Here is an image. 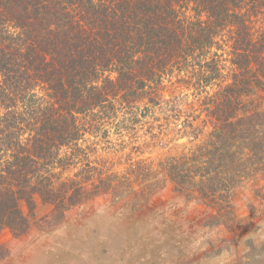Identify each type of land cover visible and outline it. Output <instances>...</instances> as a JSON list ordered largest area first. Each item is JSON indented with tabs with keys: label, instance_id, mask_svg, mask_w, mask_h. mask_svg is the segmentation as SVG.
<instances>
[{
	"label": "trees",
	"instance_id": "obj_1",
	"mask_svg": "<svg viewBox=\"0 0 264 264\" xmlns=\"http://www.w3.org/2000/svg\"><path fill=\"white\" fill-rule=\"evenodd\" d=\"M136 124L188 145L121 175L110 130ZM132 174L212 219L264 176V0H0V234L29 231L36 197L60 220L138 197Z\"/></svg>",
	"mask_w": 264,
	"mask_h": 264
},
{
	"label": "rangeland",
	"instance_id": "obj_2",
	"mask_svg": "<svg viewBox=\"0 0 264 264\" xmlns=\"http://www.w3.org/2000/svg\"><path fill=\"white\" fill-rule=\"evenodd\" d=\"M169 95L165 93L166 98ZM182 111L184 119L192 113L187 106ZM124 130L111 129L109 135L112 143H122L123 149L110 155L121 175L138 162L154 167L161 158L182 151L189 141L176 140L171 131L154 138L146 125ZM98 148L97 155H106ZM138 177L132 174L125 188L142 190L140 196L132 189L119 198L102 196L71 209L61 220L53 206L36 197L29 231L21 237L7 229L0 234V244L9 251L0 264H136L140 260L199 264L198 260L222 252L240 264H264V176L236 189L232 213L219 219H212L216 213L210 209L175 193L167 178L150 191L155 182L147 185Z\"/></svg>",
	"mask_w": 264,
	"mask_h": 264
},
{
	"label": "crops",
	"instance_id": "obj_3",
	"mask_svg": "<svg viewBox=\"0 0 264 264\" xmlns=\"http://www.w3.org/2000/svg\"><path fill=\"white\" fill-rule=\"evenodd\" d=\"M147 261V262H145ZM152 260H140L136 264H153L151 262ZM145 262V263H144ZM199 264H240V262L237 260V258H232L228 252H222L216 255H213L210 258L204 259V260H198ZM83 264H89V263H83ZM91 264H105V263H99V262H93ZM107 264V263H106ZM118 264H123L118 262ZM126 264H132V263H126ZM246 264V263H245Z\"/></svg>",
	"mask_w": 264,
	"mask_h": 264
}]
</instances>
